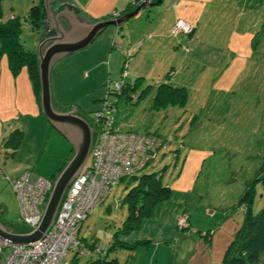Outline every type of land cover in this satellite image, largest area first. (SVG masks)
Returning a JSON list of instances; mask_svg holds the SVG:
<instances>
[{"label": "rangeland", "instance_id": "obj_1", "mask_svg": "<svg viewBox=\"0 0 264 264\" xmlns=\"http://www.w3.org/2000/svg\"><path fill=\"white\" fill-rule=\"evenodd\" d=\"M34 1L0 0V19L8 20L11 10L18 8L14 16L21 23L20 44L35 52L41 26L27 24ZM72 1L93 19L111 12L117 3ZM210 1L193 2V10L185 8L183 0L177 6V0H161L144 7L119 26L107 25L89 46L52 67L51 94L57 106H73L86 113L99 109L103 102L98 100L108 96L115 102L113 126L162 139L153 160L133 175L155 172L161 185L171 192L139 220L137 230L143 235L150 230L153 240H145L132 250H110L106 258H116L117 264H202L203 259V264H223L225 249L217 243L228 244L243 222V209L237 204L246 184L252 183L253 188L251 210L264 207V0H248L254 7L251 3L237 6V0H231V5L229 0L228 7L227 0ZM61 3L67 0H54L53 7ZM193 18L198 24L191 37L183 40L180 32L171 34L170 26L176 19L193 23ZM176 39L180 45H175ZM189 40L192 42L187 44ZM94 52L104 54L99 57ZM100 58V65L89 71ZM21 69L32 92L26 66ZM118 81L124 82L122 93L107 95V88L112 89ZM159 84L182 87L185 100L154 107ZM16 120L11 124L26 139L40 141L39 125L33 119ZM25 147L31 153L29 146ZM4 156L1 147V163ZM88 163L89 157L85 165ZM0 177L9 184L7 178ZM132 182L127 176L112 185L104 200L80 222L76 238L85 248L108 249L116 231L118 239L127 238L129 233L119 235V228L127 214L123 197ZM2 196L7 200L2 220L28 230L17 221L13 194L3 192ZM182 215L187 221L181 227L177 220ZM159 231L166 241L158 240ZM228 233L231 239L226 243ZM73 256L75 264L98 257L81 255L72 248L61 261L67 264Z\"/></svg>", "mask_w": 264, "mask_h": 264}, {"label": "built area", "instance_id": "obj_2", "mask_svg": "<svg viewBox=\"0 0 264 264\" xmlns=\"http://www.w3.org/2000/svg\"><path fill=\"white\" fill-rule=\"evenodd\" d=\"M153 0H133L137 5ZM171 34H187L191 26L176 19L170 26ZM124 82H115L107 95H118ZM102 105L91 113L87 120L97 129L89 150V163L66 187L56 217L47 232L38 239L23 245L0 246V264H64L61 259L69 249L79 254L97 252V248H85L76 238L80 222L107 196L110 187L122 178L134 174L154 157L159 141L153 135L131 130H121L112 123L113 100L108 96ZM115 103V102H114ZM0 176H4L0 169ZM9 180L17 208V221L33 228L37 224L42 206L50 188V179L38 176L29 178L22 172ZM244 209V207H242ZM187 216L178 218L179 226H185Z\"/></svg>", "mask_w": 264, "mask_h": 264}, {"label": "water", "instance_id": "obj_3", "mask_svg": "<svg viewBox=\"0 0 264 264\" xmlns=\"http://www.w3.org/2000/svg\"><path fill=\"white\" fill-rule=\"evenodd\" d=\"M132 1V0H131ZM161 0L141 2L131 10L113 13L109 17L91 21L81 15L68 1L52 9L54 0H42L44 18L35 50L38 78V105L48 123L71 145L72 151L58 173L54 174L47 191L37 224L29 230L21 225L0 221V246L26 245L51 227L66 187L80 172L89 155L97 129L86 119L93 111L82 114L73 106H57L52 99L50 74L53 65L62 57L87 47L107 25L119 26L138 14L144 7Z\"/></svg>", "mask_w": 264, "mask_h": 264}, {"label": "trees", "instance_id": "obj_4", "mask_svg": "<svg viewBox=\"0 0 264 264\" xmlns=\"http://www.w3.org/2000/svg\"><path fill=\"white\" fill-rule=\"evenodd\" d=\"M132 1L125 5L123 11L131 10L135 6ZM28 18L29 22L27 24L29 26H41L44 18L42 0L34 1L33 5H31L28 10ZM20 32L21 23L17 16L13 15L8 20L0 22V52H4L6 54L10 71L13 74L17 73L24 65L26 66V71L32 86V92L38 102L39 88L35 52L23 49L19 41ZM192 32L193 27L191 26V31L189 33L181 34L190 36ZM162 87H165L164 90H167L168 92L162 90ZM133 88L134 84L130 86V89L133 90ZM123 89L124 86H122L118 95L122 93ZM168 89H174V92H170ZM137 97L138 95L136 94L135 99ZM185 98L186 93L183 91L182 87L173 88L166 84H159L152 104L154 107H161L167 103L172 104L176 101L183 102ZM102 100L103 99H99V101ZM114 104L115 103L113 102L111 106L113 107ZM141 134L153 135L148 132ZM20 136L21 130L13 128L8 135L4 137L2 143L5 146L15 148L18 145ZM154 136L159 141L160 146L162 139L156 135ZM158 148L155 149L154 156ZM129 177H131L133 182L131 186L128 187L127 192L123 197V201L127 208V214L121 227L119 228V235H126L131 231L136 230L138 228L140 218L148 215L151 207L155 203L165 200L171 192L168 186L161 185L159 179H157L155 175V172L141 173L139 176H134L132 174ZM252 199V183H248L243 188L237 204V207H244L243 222L235 230L233 238L225 248L223 264H264V207L260 208L256 212H253L249 207ZM112 236L113 240L110 242L109 248L103 251L98 250L97 252H93V254H97L98 257L88 260L85 264H117L116 258H106L110 250H116L117 247L132 250L134 247L146 243L144 240H136L127 243L121 240V238H117V231L112 233ZM89 247L94 248L93 245H90ZM74 260L75 256H73L67 264H75Z\"/></svg>", "mask_w": 264, "mask_h": 264}, {"label": "crops", "instance_id": "obj_5", "mask_svg": "<svg viewBox=\"0 0 264 264\" xmlns=\"http://www.w3.org/2000/svg\"><path fill=\"white\" fill-rule=\"evenodd\" d=\"M68 1L77 9V11L81 15L86 16L91 21H95V20L103 19L104 17L110 16V15H113V13L114 14L119 13L120 15L121 14L120 11L131 0H117V3H114L116 5H114V8L111 10V12H106L107 14L106 13L101 14L100 16L95 17V19L90 18L89 16H87L86 12H83L81 9L77 8L75 6V3L72 0H67V2ZM181 1L182 0H177V3L175 4V6L179 5ZM183 1H185L186 3L182 5L185 8H188L190 10L192 9L193 2H196V1L200 2L202 0H183ZM228 1L229 0H227V3L225 5L226 7H228ZM232 1L234 2L235 0H232ZM209 2L211 1L206 0L204 4H208ZM230 2L231 0L229 1V3ZM236 2H237L236 3L237 6L251 3L254 7V3L249 2L248 0H242L241 2L237 0ZM231 4L232 3H230V5ZM230 5L229 7L234 6V5L232 6ZM51 6L53 10L58 9V8L53 7V3ZM17 9L18 8H14V10H11L12 16L17 12ZM19 12L22 13L21 9ZM178 13L179 12L175 10V15H178ZM193 19H195L193 20L194 21L193 23L188 22L193 27V32L191 33L190 36L183 35V40H185L188 37H191L194 33V30L196 29L195 26L198 24V20L197 18H193ZM3 21H4L3 19H0V22H3ZM37 41H38V38L36 39V43ZM191 42L192 41L189 40L187 41V44H190ZM121 44L122 43H120V45ZM176 44H179V45L181 44L179 39H176L175 45ZM94 53H97V52H94ZM102 54L104 53L102 52L101 54L97 53L99 57H102ZM109 56H111V54ZM101 61H102V58H100V60L95 61V63H92L93 65L88 67L89 71L95 69L97 65H100ZM24 74L25 73L24 71H22V69H20L17 73L13 74L10 71L6 54L4 52H0V148L2 147L3 150L5 151V156L3 157L4 159L2 163L0 159V169H2L4 175L7 176L8 179L10 180L15 178L22 172H27L29 178H36L38 176H41L47 179H52L54 174L55 173L57 174L58 171L62 168V166L66 162L68 156L70 155L72 151V148L69 142L61 134H59L51 125H48L46 121L43 119V117L41 116L42 114L40 113L38 102L35 99L33 92H31L29 85L27 86L24 81ZM50 77H51V74H50ZM93 110H96V109H92L90 111H93ZM80 113L81 115L85 114L82 112ZM23 117H28L30 119H33L35 123L39 125V128L37 129V131H38L40 141L33 140L32 138L34 137H32L30 140L26 139V137H24L23 135V132L21 131V136H20L18 145L15 148H11L10 146H5L2 142H3L4 137H6L7 130L10 129L9 130L10 132L13 128H17V127H13L14 125L11 124L12 123L11 120L14 119V121H17L16 118H18V120L21 121ZM25 146L27 147L29 146L28 150L31 153H28ZM32 159L34 161H32ZM3 192H6V194H10L11 196L13 194L10 184H8L4 178L0 177V221L2 223H5L4 220H2V217H3V211L5 208V204L7 203V200L3 199V196H2ZM243 211L244 210H242V212ZM137 229L134 231H131L127 235V238L121 237V240L127 243H130L136 240H144V241L147 240L149 242L153 240V238L150 237L151 234L148 235L150 230L146 231V229H143L147 232L145 235H143L142 231L140 232ZM233 229H234V225H233ZM229 233H232V230H229ZM229 233L228 235L224 236L226 240L228 239L226 243H228L229 240L231 239V238L229 239L230 237ZM157 235L159 237L158 239L159 241H166V239H164L165 235H163L162 231H159ZM226 240L224 239V241ZM218 242L220 243L221 240L220 241L218 240ZM217 245L218 247L220 246V248L225 249V246L227 244L224 245V242H223V245L221 244L219 245L218 243ZM211 247H212V244H211ZM205 259L207 262L209 261L208 257H206ZM210 259H212V257ZM201 262L203 264L204 259L201 260Z\"/></svg>", "mask_w": 264, "mask_h": 264}, {"label": "clouds", "instance_id": "obj_6", "mask_svg": "<svg viewBox=\"0 0 264 264\" xmlns=\"http://www.w3.org/2000/svg\"><path fill=\"white\" fill-rule=\"evenodd\" d=\"M154 1V0H153ZM89 116V115H88ZM88 116L87 115H85V119L87 120V118H88ZM88 121V120H87ZM50 180H52V179H50Z\"/></svg>", "mask_w": 264, "mask_h": 264}]
</instances>
